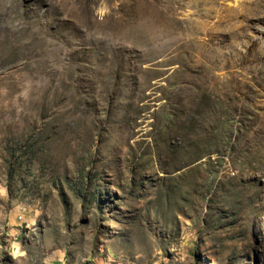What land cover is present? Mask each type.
I'll list each match as a JSON object with an SVG mask.
<instances>
[{
    "label": "rangeland",
    "instance_id": "1",
    "mask_svg": "<svg viewBox=\"0 0 264 264\" xmlns=\"http://www.w3.org/2000/svg\"><path fill=\"white\" fill-rule=\"evenodd\" d=\"M0 264H264V0H0Z\"/></svg>",
    "mask_w": 264,
    "mask_h": 264
},
{
    "label": "bare ground",
    "instance_id": "2",
    "mask_svg": "<svg viewBox=\"0 0 264 264\" xmlns=\"http://www.w3.org/2000/svg\"><path fill=\"white\" fill-rule=\"evenodd\" d=\"M91 41V40H90ZM103 55V58H102V64L107 68V69H110L113 65L116 66V63H117V58L115 56H108L106 55L105 53L102 54ZM76 58V57H75ZM101 59V58H100ZM80 62V61H79ZM81 66V65H80ZM67 67V66H66ZM82 68V67H80ZM97 75H102L101 72H98ZM234 106V110H239L241 108V103L239 104H236L234 103L233 104ZM237 115H241V113H236Z\"/></svg>",
    "mask_w": 264,
    "mask_h": 264
}]
</instances>
